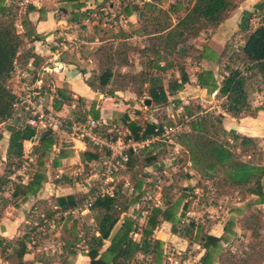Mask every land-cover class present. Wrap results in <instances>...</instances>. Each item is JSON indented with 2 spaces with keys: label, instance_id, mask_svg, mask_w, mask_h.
I'll list each match as a JSON object with an SVG mask.
<instances>
[{
  "label": "trees",
  "instance_id": "obj_1",
  "mask_svg": "<svg viewBox=\"0 0 264 264\" xmlns=\"http://www.w3.org/2000/svg\"><path fill=\"white\" fill-rule=\"evenodd\" d=\"M62 1L70 5L67 12L69 22L75 25L80 24L81 20L89 21L88 14L94 13L90 7V9L87 8L85 0ZM106 1L95 2L94 8L100 10ZM117 1L121 3L124 0ZM243 1L245 0L176 1L166 10H163L155 7L149 0L142 4V8L148 16H151L150 19H147L142 11H137L135 6L124 5L121 12L125 17L137 12V20L140 22V35L147 41L146 46L136 50L139 69L120 73L112 68L116 65L126 66L124 49L128 47L124 43L123 31L120 29L115 37L118 39L115 48L111 46V43L98 38L101 43L92 53L96 57L97 70L91 74V79L85 81L84 84L90 91L109 97H114V93L117 91L124 92L127 89L126 91L133 94L136 99H141L142 104L144 99L149 100V104L143 105L144 107L152 108L166 105L167 99L181 90L188 81L184 62L182 63L181 60L188 58L190 50L197 51V56H195L198 59L213 58L215 61L217 58L215 53L207 47L198 51L189 43V40L192 42L200 35L214 30ZM16 2L19 3L20 1ZM14 4V0H0V125H5V131L8 133L3 171L0 174V218L5 216L6 209L17 208L19 204L27 200L28 196H34L42 188L46 178L43 160L55 144L52 131L45 128L34 129L25 124L29 117L23 108L15 102L9 87H7L16 66L22 68L28 60H31V64L34 65L37 59L31 49L23 48L24 39L32 37L30 38L32 41L36 38L25 15L36 11L40 17L42 13L41 9H35L31 4H27L19 22L20 31H17L14 25L17 6ZM178 11H180L179 14H177ZM170 15L176 16L174 23L170 22ZM256 17H258V21L256 25L252 26L251 21ZM80 26L83 27V25ZM237 29L242 36L241 44L235 49H229L225 46L219 54L220 60H216L218 75L221 77L218 88L211 71L204 70L195 75L197 86L205 89L208 94L213 93L217 88L215 99L219 102L218 109L234 119L253 116L261 110L258 107H252L251 101L252 94H258L264 90V0H255L252 11L241 13ZM97 30H99L98 27H93L92 31L96 32ZM93 39L90 37L88 42H92ZM132 51H134L133 48ZM170 70L173 73L174 71L177 72V79H171L173 73L170 74V78H167L166 72ZM34 74L30 78L31 81H34ZM41 79L42 91L44 90L43 76ZM115 81L122 83L121 89H110L109 86ZM75 99L82 102L79 97ZM73 102L74 98L68 90L64 88L54 89L51 99V108L54 111L58 112L63 105H69ZM93 106L94 103H91L88 112L89 118L98 122L94 132L109 140H115L123 134L134 139H144L152 135V130L155 127L165 125L163 115L154 113L153 115L160 120H144L139 112H136L138 118L133 122L124 123L127 120L125 117L119 124L99 123L100 120L97 113L93 111ZM15 117H18V120L12 126L9 123ZM180 117H193V119L187 123V129L175 134L173 143L167 144V146L172 147L175 144L179 148L178 152L189 163V169L198 176L194 185L186 187L187 194L183 193L173 202L164 201L163 208L152 207L142 228L138 226L137 221L132 216H126L129 206L137 204L143 195L141 180H138L135 185L137 195L134 199H127L117 191H111V196H97L88 209L92 213L93 229H86L83 225L79 228L78 221H72L67 233L74 239L64 243L62 247L66 255H75L79 250H76L75 245L83 238H88L87 249L79 251L89 259V264H128L135 253L142 255L141 264H159L163 257V244L151 238L152 231L159 222L164 221L172 224L171 233L179 234L180 220L184 217L190 204V201H187L188 193H192L200 187L202 192L205 191L206 187L201 186L202 182L210 184L209 187L217 199L228 195L230 191H236V193L255 198L253 204L264 207V190L261 183L264 177V166L253 161L240 160V156L244 153L250 151L252 155L255 150H258L257 140L259 139L224 130L220 114H215L212 110L205 111L194 103L183 105ZM65 120L68 123L76 122L67 118ZM115 127L123 128L124 132L118 133L116 131L118 128L115 129ZM26 141L33 142V144L25 157L22 144ZM83 143L92 150L81 153L80 156L84 165L99 160L97 165L108 155L106 149L98 148L86 140ZM151 152V150L143 149L135 154H129L126 165L130 166L133 162L139 163L140 167L150 166L155 157V155L151 157ZM63 157L64 155L60 154L58 159ZM26 160L33 161L34 170L29 173L25 181L12 180L11 176L23 167ZM57 164L58 162L52 159L51 165L54 167ZM175 164H180V161L176 159ZM95 173L100 180V174ZM5 192H8L7 196H4ZM85 197L86 194L50 198H53L54 204L52 206L60 214L79 208L83 199H87ZM163 197L164 199L166 197L164 193ZM214 205L215 203L213 207ZM36 209L37 206L33 205L30 213ZM6 215L9 217V211ZM243 215L240 216L238 222L239 230L248 232L252 239L257 240L261 233L259 213ZM233 224V221L229 220L223 228V232L233 236L234 233L230 230ZM29 225V220L25 224L22 223L18 229L22 234L11 240L12 242L0 239L1 262L14 264L17 261L16 264H22L20 260L26 252V244L32 242L31 247H35L30 238V230L33 227H28ZM182 230H184L183 237L189 239L192 234L191 227L186 225ZM198 232L200 230H197V233L195 231L193 237H196ZM95 233L96 235H94ZM133 234L138 235L137 239H132ZM104 241H107L108 245L102 252L98 253ZM224 241L223 235L220 237L207 233L199 235L197 245L202 253L195 264H213L214 262L217 264H261L264 262V244L258 249L257 245L260 243H255L257 244L255 246L248 245V250H244L240 256H237L236 253L220 251L219 243ZM8 259H10L9 261L12 259L13 263H10ZM63 262L64 260L59 263L62 264Z\"/></svg>",
  "mask_w": 264,
  "mask_h": 264
},
{
  "label": "rangeland",
  "instance_id": "obj_2",
  "mask_svg": "<svg viewBox=\"0 0 264 264\" xmlns=\"http://www.w3.org/2000/svg\"><path fill=\"white\" fill-rule=\"evenodd\" d=\"M16 1L20 2L18 3ZM100 1L101 0H86V5H88L94 12L93 14H88L87 17L89 21L81 20L80 24L78 25L69 22L71 25L69 28H67V31L70 32L71 36L69 37V41L65 42L66 46L68 47V51H65L63 53L65 54V56H71L77 67H83V65H85V67L92 68L90 73H95L97 70V61L95 59L96 57H94L92 53L93 50L96 49V47H99V44L101 43L98 41V38L103 39L107 43H111V46L115 48L118 41V39L115 37L117 36V31L121 29L123 31L122 34L124 35V43L128 47L124 49L126 66L120 67L119 65H116L112 68L114 69V71L120 73H126L127 71H136L139 68L138 53L136 52V50H140L142 47L146 46L147 41L142 35H140V22L137 20V12L134 13V18H136V25H133L125 20L126 17L122 14L121 10L124 5L129 7L135 6L137 11H142L147 19H150L151 16H148L145 10L142 8V4L145 1L147 2L149 0H124L121 3H119L117 0H107L104 3V6L100 10H97L94 8L93 3ZM176 1L186 2L188 0H150V2L155 7L161 8L163 10H166L168 6L174 4ZM14 2V5L17 6L14 25L16 30L20 31L19 22L21 17H23V10L25 9V5L27 4H25L21 0H14ZM62 9L65 10V14L69 11L66 6H63ZM249 9L250 11H252V5H249ZM61 13L63 14L62 10L59 11L55 9L54 14L56 16H59ZM179 13L180 11H178L177 14ZM175 17V15L169 16V20L171 23H174ZM236 19L237 18H235V16H230V26L233 27V25H235ZM257 21L258 17L252 20V26L256 25ZM80 25H83V27H81ZM93 27H98L99 30L93 32ZM222 29V26H219L215 27L213 31H222ZM137 31L138 33H135ZM208 32L200 35V42H198L199 46L203 45L201 40L208 37ZM90 37L94 38V41H92V43L88 42ZM241 39L242 36L240 34L233 32L228 36V39L226 40L223 48L226 46L229 49H235L240 44ZM189 43L192 44L191 40H189ZM132 48L134 49V51H132ZM189 53L190 54L188 56V62H186L185 60L181 61L182 63L184 62L185 71L191 74L193 71V69L191 68H193V62L196 58L195 55L197 54V51L190 50ZM87 59L90 60V62H88ZM18 70L20 69L16 66L15 71L11 75V80L8 83L9 89H17L20 86V81L26 79L22 78ZM90 73L87 77H85L84 82L91 79ZM168 73L169 72H166V75ZM121 86L122 83L120 81H115L109 87L110 89H121ZM109 87H107V89H109ZM126 90L127 89H125L124 91ZM101 95L105 96L104 94ZM255 95L256 94H252V99ZM139 104L143 105L142 102H140ZM85 106L87 105H85L83 102L77 101V99L74 98V102L70 103L69 105H63L61 111H63L64 118L76 122L84 121L89 118L85 114ZM147 108L148 107H144V109L146 110L142 109V111L145 112L144 115H148L147 111L151 110V108ZM110 123H112V121ZM119 123L120 122H117L115 124ZM163 123L165 125H173L180 124L182 123V121L177 118H174L173 120H167V118H164ZM4 127L5 125H0V134L8 135ZM183 127L184 126H182V128ZM115 129H117L116 131H118V133H121L123 131V128L120 127H115ZM56 140L58 144L59 137H56ZM59 143L63 146L67 145L66 142H63V140L59 141ZM157 145V151L156 154H154L155 157L154 155L151 156L154 157L153 164L155 167H157V170L154 171L155 174H152L149 168L140 167L139 163L136 164L132 162L130 166L125 164L113 177L112 183H110L111 191L120 192L127 199H134L137 195L135 191V185L138 180H141V191L143 192V195L138 201V204H131L129 206L127 212H130L132 209L134 211L136 207H151L155 203L154 193L156 191L160 192L159 201H161V204H163L164 201L171 202L175 197L180 195V193L187 194L186 187L190 185L185 182V178H182L177 174V169L179 170V167L175 165L176 159L183 165V163L185 162L183 155L180 152H173L171 147L167 146V144H165L164 142L159 141L157 142ZM257 145L258 150H255L252 155L250 151L244 153L242 156H240V160L253 161L255 163H258L259 165L264 166V138L257 140ZM27 147L28 145L24 144L23 150L28 151ZM236 153H238V151H236ZM80 155L81 154L78 153V157L73 164L68 165V167H60V170L62 172L59 173L57 172L58 169L48 170V167H45V165H48L47 160L49 158V154H47L43 160L44 173L47 175L49 181L54 182L58 186H62L66 189L64 191H61L60 193H69V195L75 196L86 194L85 198H89L91 193H93L99 186V178H97V175L95 173L97 172L95 165L99 162V160L92 161L89 163V165H84ZM158 164L161 165V168H158ZM34 168L35 166L33 164V161L29 162L26 160V163H24L23 167L20 170L16 171L14 175L11 176V178L14 181H25L29 173L32 172ZM162 171H165L166 174H162ZM179 174L183 175V172ZM149 176L155 177L156 179L160 178V180L158 182H151V178H149ZM261 183L264 190V177L262 178ZM201 186L206 187V190L202 192L200 187V189H195L192 193H188L187 200L190 201V205L188 208L190 213L188 214V216H184L182 223L178 226L179 234L181 236H183L184 234V230L182 229L186 225H189V227H191L193 235L195 231L197 233V230H200V232H198V235H196V237H193L191 234L190 238L187 240L190 241L192 239L195 243H193L192 245H187L182 251H178L177 253H175V251L170 252V263L195 264L196 260L202 253V251L197 247V238L199 235H203L205 233H211L219 237L223 235L225 241L219 243L220 251H229L231 253H236L237 256H240L244 250L247 251L248 245L255 246L260 243L259 245H257L258 249V247L264 244V207L260 205H254L253 201L255 198L236 193V191H230L228 195L219 197L217 199L213 190L210 189L209 183L202 182ZM163 193L166 195L165 199L163 197ZM7 195L8 192H5L4 196ZM52 199L53 198L45 199L34 204L35 206H37V209L30 214L31 217H29L28 219L30 225L28 227H33L32 230H30V238L35 246L46 248L48 249V251H51V246H53L55 253L54 255H58L59 257H61L64 254L62 250V243L64 242V240L68 239V241H73L74 238L71 236L68 237V234L66 233L67 231L62 230L60 226L64 225L66 227L67 225H71L72 221H78L77 223L79 224V228L81 225H83V227H85L86 229L90 228L93 225V222L91 223L90 221L92 213L88 210L86 212H83V214H79V212L73 211V214L68 212L64 215H60L58 214V212H56L57 209L52 208V205L54 204ZM85 200L83 199V202ZM214 203L215 205L213 207ZM235 210H239V212L235 213ZM254 212H258L260 215L259 228L261 230V233L257 240L252 239L248 232L239 231L237 229L238 225H234V222H236V224L239 222L241 215H246L247 213ZM229 220H232L234 223L230 229L234 233L233 236H229L223 232V228L227 225ZM52 224L57 225L60 229L57 228L55 230L53 227H51ZM88 233H90V231H88ZM78 234L81 235V233ZM78 249L79 248H76V250ZM2 257L4 256L2 255ZM58 259V261H61V258ZM9 260L10 259H8V261ZM9 262L13 263L12 259ZM261 264H264V262H261Z\"/></svg>",
  "mask_w": 264,
  "mask_h": 264
},
{
  "label": "crops",
  "instance_id": "obj_3",
  "mask_svg": "<svg viewBox=\"0 0 264 264\" xmlns=\"http://www.w3.org/2000/svg\"><path fill=\"white\" fill-rule=\"evenodd\" d=\"M23 2L25 4H31L35 7V9H41L42 13L40 14V17L36 11L29 12L25 15L27 22L32 28L33 35L36 38H34L35 40L32 41H30V38L32 37H30L29 39H24L25 44L23 48L31 49V52L37 57L34 62V65L37 64V66L32 65L31 60H28V62L22 68L18 67L20 69L18 70L19 74L22 76V78H26L23 79V81H20V87L34 85L35 82L39 79L42 83L41 76H43V88L45 91L42 90L41 92L44 98V106L52 114L64 117L63 111L59 110L58 112H56L51 108V99L53 96L54 89L64 88L70 92V95L73 98L79 97L82 99V102L87 105L85 106V114L87 117H89V107L91 103H94L92 109L94 112L97 113L98 118L100 120L99 123L101 122L110 124L111 121L112 123L113 121L114 123L122 122L125 117L127 120H125L124 123H126L127 121L133 122L138 118L136 112H139L140 114L143 113L141 116L144 120H146L147 118L152 120L157 119L156 116L151 114L156 113V115H163L164 118H167V120H173L174 118H177L182 121V118L180 117L181 107L183 105H187L188 103H194L200 106V108L205 111L212 110L215 114H220L222 116V127L224 130L233 131L239 135L247 137H253L257 139L264 138V90L261 93L256 94L251 101L252 107H258L261 110L257 111L253 116H243L238 119L231 118L226 114L222 113L218 109L219 102L215 99V94L217 92V88L221 80V77L218 75V64L216 60H220L219 54L223 50V46L226 40L228 39V36L233 32L239 34L237 25L241 17L240 13H242L243 11H250L249 5H252L253 7V5L255 4V0H245L238 4L237 8L231 11L228 17L217 26H222V31L212 30L211 32H209L208 37L206 39L201 40L203 45L199 46L198 42H200V36L192 41L193 47L198 51H201L203 47L209 48L217 56L216 60L214 61L213 58H208L207 60H204L198 59L196 57L193 62V68H191L193 69L192 73L190 74L186 72L188 76L187 83L183 85L181 90L175 92V94H173L167 99L166 105L162 107H152L151 110H148V115H144L145 112L142 111V109H146H144L143 105L139 104L142 100L136 99L134 95L130 92L117 91L114 93L115 98L106 95L102 96L99 93L90 91L89 88L84 84L85 77L89 75L92 68L85 67V65H83V67H77L71 56H65V54L63 53L65 51H68V47L66 46L65 42L69 41V37L71 36L70 32L67 31V28H69L71 25L69 23V14L61 13L59 16H56L54 14L55 9L59 11L63 10V6H66L68 9H70L69 4L64 3L62 0H23ZM86 6L87 8H89L88 5ZM230 16H235V18L238 19H236V23L235 25H233V27L230 26ZM125 20L133 25H136V18H134V14L127 16ZM188 60L189 58L185 59L186 62H188ZM53 61H57L60 64V69H58L57 71L51 69ZM87 61L90 62V60L88 59ZM204 70L211 71L215 80V84L217 86L216 90L211 94H208L205 89H202L196 84V73H199L200 71ZM92 73L93 72H91L90 74ZM172 73L173 71L170 70L169 73L166 75L167 78H170V74ZM33 74L35 78L34 81H31L30 78ZM177 78V72H174L173 77H171V79L175 80ZM185 129H187V124L185 125ZM53 134L55 137V144L50 150L51 153H48V165H45V167H48V170L58 169L57 172L61 173L62 171L60 170V167H68V165L73 164L78 157V153L81 154L84 151H92L90 147H87L84 143L75 140L68 133L58 131L53 132ZM7 137V134H1L0 174L3 171L4 152L6 148ZM56 137H59L58 144ZM61 140H63V142H66L67 145L63 146L62 144H60L59 141ZM24 144L28 145V151L24 150L26 157L33 142L26 141L23 142L22 145L24 146ZM156 147H158L157 141L150 143L146 148H144V150H151V154L154 155L157 151ZM171 149L175 153H177L179 150V148L175 144H173ZM60 154H63L64 157L58 159ZM52 159L58 162V164L54 167L51 165ZM157 166L158 168L161 167L160 164H158ZM177 166L179 167V170L177 169V174L182 178H185V182H187V184H189L190 186L194 185V183L198 180V176L191 169H189V163L185 161L183 165L182 163H180ZM147 168L150 169L152 174H155L154 171L157 170V167H155L154 164H151ZM178 172H183V175L179 174ZM162 174H166L165 171H162ZM45 177V183L34 196H28L27 200H25V202H23L22 204H19L17 208L6 209L5 216L0 218V239H5V241H11L15 237L22 234L18 230L19 226H21L22 223H27L29 217H31V215L29 214L34 212L31 211L30 213V209L36 202L45 200L50 197L69 195V193H60L61 191H64L66 189L62 186H58L54 182L49 181L46 174ZM149 178H151V182H158L160 180V178L156 179L155 177L150 176ZM154 195L155 203L151 207H136L134 211L132 209L130 212L126 213V216H132V218L137 221L138 226L141 228L144 227L147 216L152 207L163 208V204H161V201H159L160 192L156 191ZM181 195H183V193H180V195L175 197L171 202L176 200L178 197H181ZM52 208L55 207L53 206ZM8 211L9 217L6 215ZM234 212L238 213L239 210H235ZM189 213L190 211L187 210L184 216H188ZM64 214L65 213H60V215ZM183 218L180 220V224L182 223ZM90 221L92 223V219H90ZM234 223V225H238V223ZM171 226V223L161 221L151 233L152 239L158 240L163 244V257L159 264H172L170 263V252L175 251V253H177L178 251H182L187 245H192L193 243H195L192 239L190 241H187L188 238H185L179 235L178 233H171ZM51 227H53L55 230L57 228L60 229L57 225L53 224L51 225ZM60 227L62 230L68 232L69 225H67L66 227L64 225H61ZM93 227L94 224L90 227L91 230L93 229ZM237 229L239 230V226ZM207 234L213 235L211 233ZM94 235H96V233ZM213 236L219 237L217 235ZM137 237V234L132 235L133 240L137 239ZM88 241V238H83L79 243L75 245V247L79 248V250L85 251V249H87ZM66 242L71 241H68V239L64 240V242L62 243V247ZM31 245L32 242L26 244V252L23 254L20 260L22 264H60L59 262L64 259L65 261L63 262V264H89V259L83 254H81L79 250L73 256L66 255V253L64 252V254L59 257L58 255H54L55 253L53 246H51V251H48V249L46 248H40L38 246L31 247ZM107 245L108 242L104 241L103 246L98 251V253L102 252L107 247ZM58 258H61V261H58ZM141 258L142 255H140L139 253H135L132 255L128 264H141ZM16 262L17 261H15L14 264H16ZM0 264L6 263L1 262L0 260ZM213 264L217 263L214 262Z\"/></svg>",
  "mask_w": 264,
  "mask_h": 264
},
{
  "label": "built area",
  "instance_id": "obj_4",
  "mask_svg": "<svg viewBox=\"0 0 264 264\" xmlns=\"http://www.w3.org/2000/svg\"><path fill=\"white\" fill-rule=\"evenodd\" d=\"M51 69L57 71L60 69V64L57 61H53ZM10 92L15 102L23 108L29 117L26 119L25 124L34 129L45 128L52 132L63 131L75 140L82 143L86 140L92 145L108 151V155L103 158L101 163L96 165V168L99 167L98 173L101 177L99 186L91 193L89 198L82 202L79 208L74 210L79 212V214L88 211L97 196H111L110 186L107 185L112 183L113 177L128 162L129 154H135L156 141L172 144L174 135L181 130H185V125L193 119V117H183L180 124L155 127L152 130V135L144 139H134L123 134L115 140H109L94 132L98 122L92 119L68 123L64 117L56 116L49 112L44 106L40 79L34 85L19 86L17 89H10ZM182 126L184 127L182 128ZM70 213H73V211H70Z\"/></svg>",
  "mask_w": 264,
  "mask_h": 264
},
{
  "label": "water",
  "instance_id": "obj_5",
  "mask_svg": "<svg viewBox=\"0 0 264 264\" xmlns=\"http://www.w3.org/2000/svg\"><path fill=\"white\" fill-rule=\"evenodd\" d=\"M62 12L65 13L64 10H62ZM148 104H149V100H148V99H144V100H143V105H148ZM17 120H18V117H15V118H13V119L10 121L9 124L12 125V126H14V125L16 124ZM96 170H97V172H99V167L96 168Z\"/></svg>",
  "mask_w": 264,
  "mask_h": 264
}]
</instances>
